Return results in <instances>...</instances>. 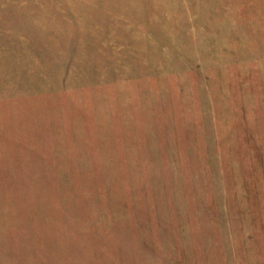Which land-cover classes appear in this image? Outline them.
<instances>
[{
    "label": "rangeland",
    "instance_id": "1",
    "mask_svg": "<svg viewBox=\"0 0 264 264\" xmlns=\"http://www.w3.org/2000/svg\"><path fill=\"white\" fill-rule=\"evenodd\" d=\"M0 264H264V0H0Z\"/></svg>",
    "mask_w": 264,
    "mask_h": 264
}]
</instances>
